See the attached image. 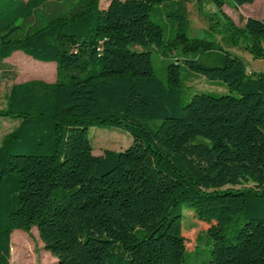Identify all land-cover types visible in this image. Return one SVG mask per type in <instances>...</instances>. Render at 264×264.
<instances>
[{
	"label": "trees",
	"instance_id": "obj_1",
	"mask_svg": "<svg viewBox=\"0 0 264 264\" xmlns=\"http://www.w3.org/2000/svg\"><path fill=\"white\" fill-rule=\"evenodd\" d=\"M196 1L215 9L202 12L208 33L264 58V3L237 26L222 7L253 0ZM98 2L0 0V61L55 67L53 83L11 85L0 109L17 121L0 139V264L11 232L32 227L52 264H186L183 209L208 225L206 264H264V72L188 36L179 0ZM165 2L177 4L168 39L149 18ZM151 48L172 58L163 81ZM181 66L237 96L184 101ZM91 128L131 142L93 155Z\"/></svg>",
	"mask_w": 264,
	"mask_h": 264
},
{
	"label": "rangeland",
	"instance_id": "obj_2",
	"mask_svg": "<svg viewBox=\"0 0 264 264\" xmlns=\"http://www.w3.org/2000/svg\"><path fill=\"white\" fill-rule=\"evenodd\" d=\"M108 2L109 0H99L98 8L104 9ZM179 3L184 9L183 12L188 23L186 30L188 36L205 38L213 44L212 51H216L218 47L226 50L231 55L242 60L247 71L264 72V58L253 59L241 47H228L220 40V37L213 36L212 33L209 32V34L207 32L209 22L204 14L215 11L212 4L201 3L203 14L197 10L196 0H179ZM263 3L264 0H253L250 5H243L239 8L225 4L222 7V11L235 25L241 26L245 15L251 17L260 16L262 18ZM175 6L177 7V4L165 2L160 6H154L149 14L150 20L162 28L163 39H168L173 35L174 22L167 15L173 11ZM133 49L140 50L138 47H134ZM171 55L173 56L174 54ZM150 57L155 76L162 81L165 80V65L172 58H162L156 53L154 48L150 49ZM198 62L207 65L202 56L199 57ZM180 78L184 101L189 96L199 92L211 93L213 95L229 94L237 96L235 91L229 92L223 83L206 80L185 69L184 66L180 68ZM30 81L53 83L55 81L54 64L34 61L20 52H14L8 58L0 61V109L5 105L4 97L11 85ZM16 125V120L0 117V139L3 135L14 129ZM88 140L93 155L101 154L103 150L122 151L131 142L129 135L117 129L106 130L97 128L89 129ZM207 227V224L195 219L190 209L182 210L181 236L184 240V258L186 264H206L208 256L204 251V232ZM9 243L11 247V264H52L54 262V258L43 250L36 230L33 227L28 232L13 230L10 234Z\"/></svg>",
	"mask_w": 264,
	"mask_h": 264
},
{
	"label": "crops",
	"instance_id": "obj_3",
	"mask_svg": "<svg viewBox=\"0 0 264 264\" xmlns=\"http://www.w3.org/2000/svg\"><path fill=\"white\" fill-rule=\"evenodd\" d=\"M238 8H239V7H238ZM247 17H251V16H247V15H245V17L242 19V24H243V22H244L245 18H247ZM253 18H256V19H261V17H260V16H255V17H253Z\"/></svg>",
	"mask_w": 264,
	"mask_h": 264
}]
</instances>
